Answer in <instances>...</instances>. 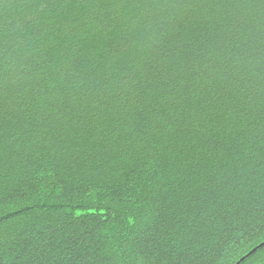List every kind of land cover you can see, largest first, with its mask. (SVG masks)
<instances>
[{
    "label": "trees",
    "instance_id": "1",
    "mask_svg": "<svg viewBox=\"0 0 264 264\" xmlns=\"http://www.w3.org/2000/svg\"><path fill=\"white\" fill-rule=\"evenodd\" d=\"M263 243L264 0H0V264Z\"/></svg>",
    "mask_w": 264,
    "mask_h": 264
},
{
    "label": "water",
    "instance_id": "2",
    "mask_svg": "<svg viewBox=\"0 0 264 264\" xmlns=\"http://www.w3.org/2000/svg\"><path fill=\"white\" fill-rule=\"evenodd\" d=\"M262 246H264V243L263 244H261L259 247H262ZM257 250V248H255L254 250H252L249 254H248V256L249 255H251V254H253L255 251ZM246 257H244V258H242L241 259V261H243L244 259H245ZM241 261L240 262H238L237 264H240L241 263Z\"/></svg>",
    "mask_w": 264,
    "mask_h": 264
}]
</instances>
